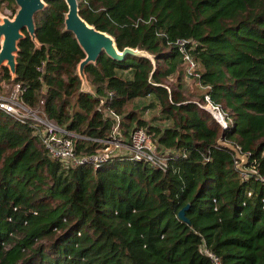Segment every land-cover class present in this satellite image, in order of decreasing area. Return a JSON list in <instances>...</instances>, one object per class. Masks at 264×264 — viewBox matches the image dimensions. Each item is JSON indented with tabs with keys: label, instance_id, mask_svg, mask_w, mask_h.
<instances>
[{
	"label": "trees",
	"instance_id": "1",
	"mask_svg": "<svg viewBox=\"0 0 264 264\" xmlns=\"http://www.w3.org/2000/svg\"><path fill=\"white\" fill-rule=\"evenodd\" d=\"M2 2L14 12L13 0ZM77 7L118 50H143L153 63L101 53L83 69L93 94L80 91L83 53L63 30L66 5L47 0L33 19L39 47L22 30L14 77L1 66L0 90L24 87L20 101L70 132L80 155L102 145L95 139L106 138L104 111L112 110L123 139L142 127L166 152V169L123 155L94 168L63 166L36 146L39 125L0 112V264H212L204 250L219 264H264V0H77ZM180 39L194 41L197 101L181 92ZM170 76L177 90L163 83ZM204 95L231 116L225 129L197 105ZM145 96L170 125L124 111ZM220 135L257 175L241 178L232 153L215 143ZM37 193L49 201H35ZM185 204L188 224L176 217ZM46 239L48 250L37 243Z\"/></svg>",
	"mask_w": 264,
	"mask_h": 264
},
{
	"label": "built area",
	"instance_id": "2",
	"mask_svg": "<svg viewBox=\"0 0 264 264\" xmlns=\"http://www.w3.org/2000/svg\"><path fill=\"white\" fill-rule=\"evenodd\" d=\"M175 43L181 54L185 78H197V64L189 54V49L193 47L194 41L180 39L176 40ZM36 69L41 71L42 63ZM24 89L19 83L4 86L3 90H0V112L14 120L20 122L30 120L33 125H39L41 148L49 158L57 159L63 166L86 162L94 168L112 156L123 155L129 160L148 163L160 171L166 169V152L156 149L150 135L142 127H133L129 131L128 139L124 140L120 132V116L112 110L104 111V116L111 121L106 138L95 139L102 145L89 155L77 154L74 150L72 135L69 132L58 128L51 120L46 119L40 108L31 109L20 101V95ZM197 105L210 114L220 129H225L231 123V118L228 119L229 123H227L225 113L217 105L211 103L207 95H204L203 99L197 102ZM262 155H264V149ZM237 163L238 161L234 159L235 166ZM248 175H257L255 166L246 167L244 165L242 167L240 170L241 178H246ZM259 179L263 180L262 177ZM246 195L249 196L250 192H246ZM261 201L263 200L261 199ZM204 254L209 257L212 264H219L218 258L214 254L207 250H204Z\"/></svg>",
	"mask_w": 264,
	"mask_h": 264
},
{
	"label": "water",
	"instance_id": "3",
	"mask_svg": "<svg viewBox=\"0 0 264 264\" xmlns=\"http://www.w3.org/2000/svg\"><path fill=\"white\" fill-rule=\"evenodd\" d=\"M47 0H13L15 10L11 17H0V67L8 69L11 79L14 77L16 67V54L18 51L17 43L23 37L22 30H25L35 47H39L34 36V15L42 10ZM66 5V12L63 18V30L69 31L78 47L83 53V57L76 65L75 72L80 81L79 90L93 94L91 86L88 84L84 74V67L91 63L94 64L101 53L112 60L120 61L126 56L145 57L153 63L150 54L136 48L123 47L121 50L116 48L113 38L92 25L87 24L78 12L77 0H63ZM216 145L232 153L238 161L236 168L241 170L247 162L245 153H241L232 143L227 142L220 135L216 139ZM188 204L183 205L176 213L178 220L188 224V219L184 212Z\"/></svg>",
	"mask_w": 264,
	"mask_h": 264
},
{
	"label": "rangeland",
	"instance_id": "4",
	"mask_svg": "<svg viewBox=\"0 0 264 264\" xmlns=\"http://www.w3.org/2000/svg\"><path fill=\"white\" fill-rule=\"evenodd\" d=\"M11 8H12V6L8 7L6 5V2H2L1 5H0V17L1 16L11 17L13 15V12H12ZM118 74H120V73H118ZM122 76L125 77V75H122ZM163 83L166 86H170V87L174 88L175 90L178 89L174 85L175 84L174 76H170V77H167V78L163 79ZM180 84H181V87H182V90H181L182 95H184L186 98L191 99V100L193 99V100H196V101L200 98L199 94H198L199 92H198V90L195 87V82H194L193 78H183L181 80ZM8 85L9 84L4 85V86H8ZM130 110H133V112H135L138 116H140L144 120V122L146 124H148V125L155 126L156 128H164V127L170 125L169 120L164 119L163 118L164 117L163 114H161L159 112V108L157 107L153 97H151V96L140 97V98H136V99H133V100L129 101L126 104V106L124 108V111L126 112V111H130ZM230 117L228 116L227 118H225V121L227 123H229L228 119ZM151 137H154V135H152ZM36 146L39 149H41L38 142L36 143ZM40 196H41V194L37 193L35 195V197H34L35 201H37L39 199L43 200V201H49L48 199H46L44 197H40ZM38 197H40V198H38ZM49 242H50L49 239L37 241V243L43 244V247L46 250L49 249V247H48Z\"/></svg>",
	"mask_w": 264,
	"mask_h": 264
},
{
	"label": "crops",
	"instance_id": "5",
	"mask_svg": "<svg viewBox=\"0 0 264 264\" xmlns=\"http://www.w3.org/2000/svg\"><path fill=\"white\" fill-rule=\"evenodd\" d=\"M136 99V98H135ZM142 99V98H141ZM136 101V100H135Z\"/></svg>",
	"mask_w": 264,
	"mask_h": 264
}]
</instances>
